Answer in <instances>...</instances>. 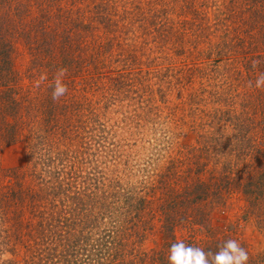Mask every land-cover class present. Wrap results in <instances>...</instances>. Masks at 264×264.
I'll use <instances>...</instances> for the list:
<instances>
[{
    "label": "trees",
    "instance_id": "1",
    "mask_svg": "<svg viewBox=\"0 0 264 264\" xmlns=\"http://www.w3.org/2000/svg\"><path fill=\"white\" fill-rule=\"evenodd\" d=\"M61 68L68 91L54 101ZM262 72L264 0H0V147L19 141L25 152L0 175L1 240L26 241L19 260L0 264H168L178 241L215 253L232 238L213 216L233 196L264 233ZM154 86L163 103L176 90L210 106L214 125L191 129L208 142L192 146L193 162L169 159L138 185L100 176L85 189L83 155L103 138L107 107L137 97L157 115ZM240 244L247 264H262Z\"/></svg>",
    "mask_w": 264,
    "mask_h": 264
},
{
    "label": "rangeland",
    "instance_id": "2",
    "mask_svg": "<svg viewBox=\"0 0 264 264\" xmlns=\"http://www.w3.org/2000/svg\"><path fill=\"white\" fill-rule=\"evenodd\" d=\"M27 59V54L17 45L12 54L13 69L23 72ZM152 89V98L158 105L157 115L154 114V109L146 108L142 99H136L137 97L125 98L119 104L114 102L107 107L99 120L104 129L103 138L99 143L91 144L92 148L86 149L88 152L83 155L85 159L81 164L82 177L79 182L85 189L90 190L96 186V181L102 182L103 178L104 182L106 179H112L113 182L117 180L119 184L130 182L138 185L145 175L156 172L168 164L169 159L179 160L185 156L193 162L192 156L196 157L199 152L191 149L194 148L192 146L208 142L207 138L203 137L204 131L191 129L194 126L206 128L214 125L212 122L207 123L210 117L205 116L210 106L205 105L203 108L201 105L191 103L197 101V97L184 103L186 99L180 97L183 94L176 90L171 91L166 98L170 102L163 103L155 86ZM225 133L233 135L235 149V145L239 143L234 136L236 131L228 127ZM216 134L217 132L213 135ZM24 163L25 152L21 142L0 147V175L18 169ZM174 163L177 164L176 161ZM93 177L97 178L93 180ZM7 183L8 177L0 176V184ZM230 200L231 203L221 212L214 214L212 224L242 243L249 252L259 253L264 264V233L252 219L244 218L239 199L233 196ZM63 204L68 203L64 200ZM79 204L84 208L88 205V200L84 198ZM60 206L62 207V204ZM3 230L4 226L0 220V262L8 259L19 260L24 250L21 245L26 243L25 239L23 238L22 244L17 243L18 248L4 245L1 240ZM153 239L155 242L144 241L142 247L154 246L159 242V235ZM12 251L19 254L14 256L11 254Z\"/></svg>",
    "mask_w": 264,
    "mask_h": 264
},
{
    "label": "clouds",
    "instance_id": "3",
    "mask_svg": "<svg viewBox=\"0 0 264 264\" xmlns=\"http://www.w3.org/2000/svg\"><path fill=\"white\" fill-rule=\"evenodd\" d=\"M253 62V66L255 67ZM66 69H59L54 77L52 88V99L59 100L67 91V86L63 83V76ZM43 79V78H42ZM251 86V82H250ZM256 88L264 87V72L260 73L255 82ZM249 259L247 251L235 239H228L218 246L215 253L206 252L201 247L188 245L183 241L173 243L168 249V264H247Z\"/></svg>",
    "mask_w": 264,
    "mask_h": 264
}]
</instances>
